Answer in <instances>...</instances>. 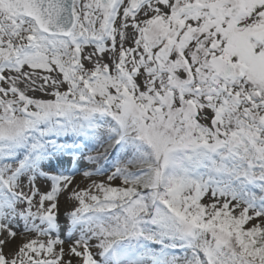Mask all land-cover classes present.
Masks as SVG:
<instances>
[{"label":"snow or ice","instance_id":"obj_1","mask_svg":"<svg viewBox=\"0 0 264 264\" xmlns=\"http://www.w3.org/2000/svg\"><path fill=\"white\" fill-rule=\"evenodd\" d=\"M0 264H264V0H0Z\"/></svg>","mask_w":264,"mask_h":264},{"label":"rangeland","instance_id":"obj_2","mask_svg":"<svg viewBox=\"0 0 264 264\" xmlns=\"http://www.w3.org/2000/svg\"><path fill=\"white\" fill-rule=\"evenodd\" d=\"M79 179V178H78ZM81 183H83V181H81Z\"/></svg>","mask_w":264,"mask_h":264}]
</instances>
